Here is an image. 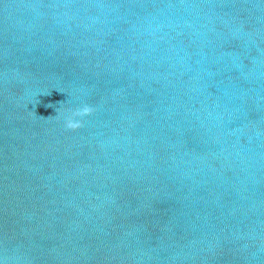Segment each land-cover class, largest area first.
Instances as JSON below:
<instances>
[{"label":"water","instance_id":"1","mask_svg":"<svg viewBox=\"0 0 264 264\" xmlns=\"http://www.w3.org/2000/svg\"><path fill=\"white\" fill-rule=\"evenodd\" d=\"M0 264H264V0H0Z\"/></svg>","mask_w":264,"mask_h":264},{"label":"clouds","instance_id":"2","mask_svg":"<svg viewBox=\"0 0 264 264\" xmlns=\"http://www.w3.org/2000/svg\"><path fill=\"white\" fill-rule=\"evenodd\" d=\"M94 111L91 105L84 104L76 109H69L68 114L65 117V127L67 129L75 130L82 127L83 117L90 115ZM77 117L81 119H77Z\"/></svg>","mask_w":264,"mask_h":264}]
</instances>
